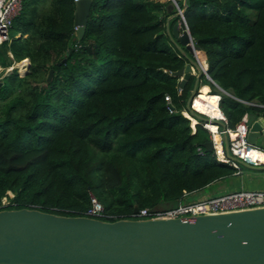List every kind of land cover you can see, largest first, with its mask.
I'll use <instances>...</instances> for the list:
<instances>
[{"label": "trees", "instance_id": "obj_1", "mask_svg": "<svg viewBox=\"0 0 264 264\" xmlns=\"http://www.w3.org/2000/svg\"><path fill=\"white\" fill-rule=\"evenodd\" d=\"M185 3L215 83L201 75L197 90L220 96L228 128L244 114L264 118V0ZM74 11V0H23L0 45L3 66L29 59L23 75L14 68L0 86V210L82 216L93 193L114 221L129 218L134 205L169 207L185 192L236 177L205 151L203 119L192 132L181 114L196 74L184 87L172 75L187 62L166 32L179 23L177 8L92 0L80 39Z\"/></svg>", "mask_w": 264, "mask_h": 264}, {"label": "water", "instance_id": "obj_2", "mask_svg": "<svg viewBox=\"0 0 264 264\" xmlns=\"http://www.w3.org/2000/svg\"><path fill=\"white\" fill-rule=\"evenodd\" d=\"M171 3L176 6L180 20L172 33L167 23L166 32L187 60L172 75L184 87L194 74L193 69L197 70L186 109L195 118L225 129L222 121L202 117L190 106L199 91L201 75L215 83L198 59L199 48L193 43L184 16L185 0L183 9L176 0ZM91 4L92 0L75 2L74 23L79 39L84 34ZM52 75L51 69L47 82ZM246 123L252 145H256L258 138L264 140V124L255 114L249 113ZM223 142L227 150L226 137ZM204 148L212 152V141L206 142ZM138 209L134 205L133 212ZM0 264H264V207L193 218L114 221L57 215L32 208L1 209Z\"/></svg>", "mask_w": 264, "mask_h": 264}, {"label": "built area", "instance_id": "obj_3", "mask_svg": "<svg viewBox=\"0 0 264 264\" xmlns=\"http://www.w3.org/2000/svg\"><path fill=\"white\" fill-rule=\"evenodd\" d=\"M79 0H74L77 2ZM23 0H0V45L9 40L10 29L13 25L14 19L20 14L22 10ZM77 30V27H75ZM29 65V59L24 58L19 62H14L11 65L3 66L0 64V82L14 68L17 69L19 74L23 75ZM203 68V67H202ZM204 69V68H203ZM206 70V69H204ZM206 72V71H205ZM197 94L196 96H198ZM219 96V95H218ZM167 104L170 103V97L165 96ZM195 97L191 101V107L193 111L200 115H204L211 120H220L225 125L227 119L221 112L220 118H212L206 114H202L194 108ZM220 96L217 100V105L219 103ZM174 110L169 108V112L172 113ZM181 114L190 119V127L192 132H195V125L197 124V118H195L187 109L182 110ZM247 116L244 114L241 120L235 125L234 128L225 129L219 128L216 123L211 121H204L203 126L209 131L210 141L213 145V155L219 162L226 163L234 167L238 175L241 171L239 169V164L243 163L250 166H262L264 161L258 158H254V151L264 155L263 150H259L248 141L249 126L247 125ZM195 119V124H193V119ZM214 124L216 130L210 129V125ZM227 138V150L224 147L223 138ZM199 152L202 150L198 148ZM191 193H184L181 200L175 205L162 208H149L143 207L139 208L136 213L132 212L129 218L131 219H170V218H181V217H195L197 215H212V214H222L228 212H236L242 210H249L255 208L264 207V189L263 190H246L239 189L233 191H227L224 193H219L216 195H208L201 197L196 200H187V196ZM2 203H4L2 201ZM91 218L107 220L104 206L93 194H89V205L86 209L85 215ZM109 221V220H107Z\"/></svg>", "mask_w": 264, "mask_h": 264}, {"label": "crops", "instance_id": "obj_4", "mask_svg": "<svg viewBox=\"0 0 264 264\" xmlns=\"http://www.w3.org/2000/svg\"><path fill=\"white\" fill-rule=\"evenodd\" d=\"M18 36H19V34L16 35V37H18ZM8 56L10 58H12V60H13L12 54L10 52H8ZM202 61H204L205 64H206L205 59H202ZM203 88H206L207 92L209 94V92H210V87L209 86H203L199 90V93L201 92V90ZM259 119H261L262 121L260 120V122L262 124H264V118L263 117H259ZM223 181H225V180H221V181L215 182L217 184V186H218L217 189L220 190V193H224V192H227V191H233V190H239V189H246V190H263L264 189V178H253V177L249 176L248 174H244V173L243 174L239 173L236 177H233L230 180V183L228 184L229 187H228V185L224 186V182ZM250 184L251 185L253 184V186L250 187ZM193 193L198 194L196 199H199L201 197L208 196V195H213V193L205 194L203 189L195 191ZM196 199H192V200H196Z\"/></svg>", "mask_w": 264, "mask_h": 264}, {"label": "rangeland", "instance_id": "obj_5", "mask_svg": "<svg viewBox=\"0 0 264 264\" xmlns=\"http://www.w3.org/2000/svg\"><path fill=\"white\" fill-rule=\"evenodd\" d=\"M155 1H158V2H160V3H168V5L169 6H174V4H172L171 3V0H155ZM175 8H176V6H174ZM10 32H11V29L9 30ZM182 32V30L180 29V33ZM198 59L201 61V59L202 58H200L199 57V54H198ZM187 63V62H186ZM203 65H205V62L203 61ZM202 65V67L205 69V68H207V66H203ZM193 73H195V74H197V70L196 69H194L193 70ZM205 76V75H204ZM205 78H207L206 76H205ZM211 89V88H210ZM199 90V89H198ZM199 93V91L197 92V94ZM196 94V95H197ZM190 122H191V120H190ZM219 128H221L222 129V127L220 126ZM255 147L257 148V149H259V150H263L264 151V140H263V138H258L257 139V143H256V145H255ZM239 169H240V173L241 174H248L249 176H251V177H253V178H264V165H262V166H255V167H247V166H245V165H243V164H239ZM232 178H229V179H225V181H223L224 182V186H227L229 183H230V180H231ZM253 186V184L251 185L250 184V187H252ZM217 184L216 183H212V184H210L209 186H207V187H205L204 189H203V191H204V193L205 194H208V193H213L214 195H216V194H219L220 193V190H218L217 189ZM228 187H229V185H228ZM9 194V196L10 197H12L13 196V194L11 193V192H9L8 193ZM197 195L198 194H195V193H191V194H189L188 196H187V200H192V199H196V197H197ZM4 203H3V205L4 204H6L8 201H7V199L4 197L3 198V200H2Z\"/></svg>", "mask_w": 264, "mask_h": 264}, {"label": "bare ground", "instance_id": "obj_6", "mask_svg": "<svg viewBox=\"0 0 264 264\" xmlns=\"http://www.w3.org/2000/svg\"><path fill=\"white\" fill-rule=\"evenodd\" d=\"M201 62H202L201 64L203 65L202 59H201ZM203 66H207V63ZM198 94L199 95L196 96L194 100V108L198 110L199 112H201L202 114L208 115L209 117L220 118L221 110L219 109L217 105V100L219 96L218 95H204L202 93V90ZM192 119H193V124H195V119L194 118ZM210 129L215 131L216 126L214 124H211ZM254 158H258L259 160L261 159L262 161H264V155L263 154L261 155V153H258L255 151H254Z\"/></svg>", "mask_w": 264, "mask_h": 264}, {"label": "clouds", "instance_id": "obj_7", "mask_svg": "<svg viewBox=\"0 0 264 264\" xmlns=\"http://www.w3.org/2000/svg\"><path fill=\"white\" fill-rule=\"evenodd\" d=\"M77 32V31H76ZM77 34V33H76ZM196 97V96H195ZM190 120V119H189Z\"/></svg>", "mask_w": 264, "mask_h": 264}]
</instances>
